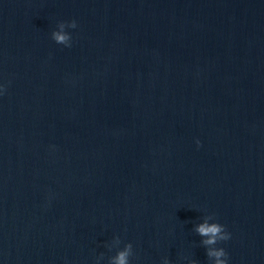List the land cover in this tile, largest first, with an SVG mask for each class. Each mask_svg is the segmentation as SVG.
<instances>
[{
  "label": "water",
  "instance_id": "1",
  "mask_svg": "<svg viewBox=\"0 0 264 264\" xmlns=\"http://www.w3.org/2000/svg\"><path fill=\"white\" fill-rule=\"evenodd\" d=\"M0 85V264H264V0H0Z\"/></svg>",
  "mask_w": 264,
  "mask_h": 264
},
{
  "label": "clouds",
  "instance_id": "2",
  "mask_svg": "<svg viewBox=\"0 0 264 264\" xmlns=\"http://www.w3.org/2000/svg\"><path fill=\"white\" fill-rule=\"evenodd\" d=\"M71 27H77V23L75 20L71 22ZM61 31L53 32V39L57 43H65L69 36L63 32V28L65 27V23L61 22L59 25ZM0 87H4L3 85H0ZM197 144L199 145L200 142L197 141ZM197 232L203 236L207 237L206 240H204L205 245H215L218 240L220 241H227L231 238V234L226 231V228L224 225H221L219 223H208L206 220L204 223L200 224L197 227ZM131 248V245H128V248L125 251H121L117 254L116 257H114V264H128V254L129 250ZM207 255L210 258H214L215 264H228V253L225 251L224 248L219 249H212L210 248Z\"/></svg>",
  "mask_w": 264,
  "mask_h": 264
}]
</instances>
